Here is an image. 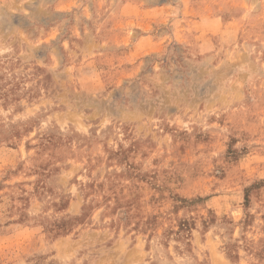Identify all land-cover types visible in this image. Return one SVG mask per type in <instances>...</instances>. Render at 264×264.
<instances>
[{
    "label": "rangeland",
    "instance_id": "rangeland-1",
    "mask_svg": "<svg viewBox=\"0 0 264 264\" xmlns=\"http://www.w3.org/2000/svg\"><path fill=\"white\" fill-rule=\"evenodd\" d=\"M0 264H264V0H0Z\"/></svg>",
    "mask_w": 264,
    "mask_h": 264
}]
</instances>
